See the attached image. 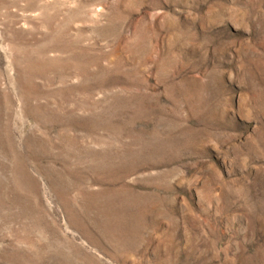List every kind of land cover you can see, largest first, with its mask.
<instances>
[{"label": "rangeland", "instance_id": "obj_1", "mask_svg": "<svg viewBox=\"0 0 264 264\" xmlns=\"http://www.w3.org/2000/svg\"><path fill=\"white\" fill-rule=\"evenodd\" d=\"M0 264H264V0H0Z\"/></svg>", "mask_w": 264, "mask_h": 264}]
</instances>
